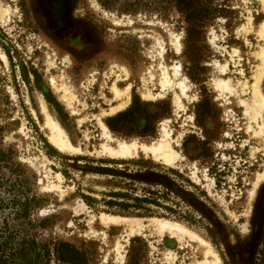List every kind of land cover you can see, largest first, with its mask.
<instances>
[{
  "label": "rangeland",
  "instance_id": "1",
  "mask_svg": "<svg viewBox=\"0 0 264 264\" xmlns=\"http://www.w3.org/2000/svg\"><path fill=\"white\" fill-rule=\"evenodd\" d=\"M0 2L12 10L8 21L0 20V51L7 58L0 56L2 239L34 242L41 252L47 241H67L87 249L91 264H126L132 252L138 264H264V0H213L221 10L200 28L199 82L187 75L185 23L174 8L121 13L97 0H73L71 16L82 37L69 41L52 35L36 0ZM163 45L171 85L161 80ZM216 77L227 81V96H220ZM64 86L70 106L56 89ZM48 93L62 106L60 114L47 101ZM41 98L79 152L60 151L49 141ZM206 98L209 112L197 120L196 103ZM124 111L120 120H111ZM165 132L176 152L171 163L142 147L157 144ZM120 141L136 142L133 155L103 152V144L118 147ZM85 156H142L173 167L182 172L179 182L189 194L205 191L218 221L206 216L205 226L195 228L175 218L107 211L100 198L113 187L108 177L78 167L98 164ZM47 183L60 185L63 197L45 190ZM81 194L98 201L88 206ZM102 214L138 220L143 228L131 235L123 224L103 226ZM156 218L189 228L207 245L160 232Z\"/></svg>",
  "mask_w": 264,
  "mask_h": 264
},
{
  "label": "trees",
  "instance_id": "2",
  "mask_svg": "<svg viewBox=\"0 0 264 264\" xmlns=\"http://www.w3.org/2000/svg\"><path fill=\"white\" fill-rule=\"evenodd\" d=\"M108 10L117 12L137 13L141 11L167 13L170 9L177 10L182 17L184 26L185 52L189 59L187 75L194 82L203 80L201 66L203 54L197 53V43L201 38V30L208 21L213 20L221 10L213 0H97ZM121 1V2H120ZM119 2V3H118ZM118 3V4H117ZM38 11L44 16L48 30L60 40L77 41L82 35L76 32V24L71 16L73 0H36ZM197 22V23H196ZM34 75H36L34 73ZM57 112H62L61 105L50 93L45 95ZM209 112V100L203 99L196 103V119ZM127 113L120 112L111 120H120ZM52 151L53 148H52ZM95 159L97 165L77 164L80 169L108 177L113 188L102 192L100 201L107 211L123 215L146 214L160 217L175 218L188 226L204 227L205 217L217 222L214 214L216 208L205 191L189 194L181 184L184 179L182 172L173 167L142 156L123 159ZM190 183L188 179L185 180ZM202 197V198H200ZM88 206L98 200L92 196L81 194ZM188 201L186 202L185 200ZM184 202V208L180 206ZM209 203V204H208ZM212 207L209 208V207ZM214 235V234H213ZM134 240V239H133ZM34 242L22 241L16 245L9 239L0 237V264H91L92 259L85 248L63 240L45 242L42 252L36 250ZM136 253L129 254L126 264H138Z\"/></svg>",
  "mask_w": 264,
  "mask_h": 264
},
{
  "label": "bare ground",
  "instance_id": "3",
  "mask_svg": "<svg viewBox=\"0 0 264 264\" xmlns=\"http://www.w3.org/2000/svg\"><path fill=\"white\" fill-rule=\"evenodd\" d=\"M11 12H12V10H11V6L9 4L5 5V3L0 2V20H2L3 23L8 21V19L10 18ZM261 33L264 36V24H263ZM180 39H181V37L179 35L176 36V40H177L178 44L180 43ZM179 50H181L180 45H178V51ZM165 52H166V48L163 45V46H161V50H160V55L162 57V63L160 65V68L163 71V75H162L161 80L163 81L164 85H171L172 81H171V77L168 73L169 71H167L165 69V63H164ZM262 55L264 58V52ZM0 56L5 61H7L6 55L2 51H0ZM175 68H176V72L179 73L180 72V66L178 65ZM50 82L54 87L56 86V82H55L54 78H51ZM215 82L217 84V89H218L221 97L227 96L230 93V90L228 88V83L225 79L216 77ZM179 86L182 88L183 92H185L186 85L184 84L183 81H181ZM56 89L58 91L59 96L65 102H67L70 106L71 102H72V98H71L72 96L70 95L71 97H69V90L65 86L64 87H58ZM115 90H116V88H115ZM119 93H120V91L116 90V95H117V97L120 98ZM256 96L258 97V102L261 106V100H262L261 95L258 92H256ZM178 99H180V98H178ZM259 99H260V101H259ZM127 102L128 101H124V103H122L119 106V108L126 106ZM47 107H46L44 100L41 98L40 99V109H41L42 114L44 115V123L42 125V129L45 131V134H46L47 138L49 139V141L55 147H57L60 151H63V152L64 151L65 152H79L80 151L79 145H76L75 143L72 142V140L70 139L65 128L57 120L58 118L56 119L49 112ZM102 126L105 130V126L103 124H102ZM20 131L22 132V130H20ZM106 133H107V131H106ZM170 144H171L170 133L165 132V134L162 136V138L159 140V142L157 144H153V145L152 144H144V145H142V147L146 153H153L155 155H157L159 153L161 156H163L165 158L167 163H171L173 161L175 155H176V152L173 150V148H171ZM102 149H103V152H105L111 156L119 155V156H123V157H129V156L133 155V149H136V142H134V141H120L118 144V147H115V146L109 145V144H103ZM31 163L33 165L34 161L31 160ZM45 176H47V175L44 174V177ZM58 178L60 179L59 175H58ZM40 181H41V179H40ZM43 187L45 190L46 189L55 190L59 193L60 198L63 197L64 192L62 191V188L60 185H52L50 187V186H48V183H47V184H43ZM100 220H101V224L103 226H109L110 224H116V225L123 224L124 226H126L130 229L131 235H133L138 230H142V228H143L142 223L139 222L138 220L132 221L131 218H128V217L122 216V215L102 214L100 217ZM154 221H155L157 230H159L160 232H169L172 235H178V236H179V234L180 235H188L189 237H191L193 239H197L201 244L207 245V242H206L207 240H205L204 238H202L201 236H199L198 234H196L195 232H193L192 230H190L189 228H187L181 224H178L176 222H171L169 220L162 219V218H156V219H154ZM134 224H136L139 227V229H137V228L135 229ZM115 246H117V245H115ZM116 248L119 249L118 247H116ZM169 256H171V254H169ZM218 261L216 262V264H220Z\"/></svg>",
  "mask_w": 264,
  "mask_h": 264
}]
</instances>
